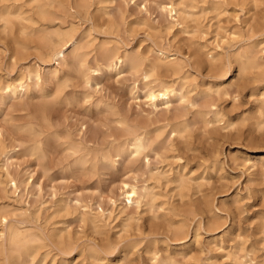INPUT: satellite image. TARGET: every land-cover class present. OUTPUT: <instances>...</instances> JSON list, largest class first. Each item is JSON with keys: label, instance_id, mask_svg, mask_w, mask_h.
I'll return each mask as SVG.
<instances>
[{"label": "clouds", "instance_id": "9594fccd", "mask_svg": "<svg viewBox=\"0 0 264 264\" xmlns=\"http://www.w3.org/2000/svg\"><path fill=\"white\" fill-rule=\"evenodd\" d=\"M0 264H264V0H0Z\"/></svg>", "mask_w": 264, "mask_h": 264}]
</instances>
